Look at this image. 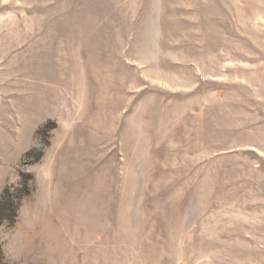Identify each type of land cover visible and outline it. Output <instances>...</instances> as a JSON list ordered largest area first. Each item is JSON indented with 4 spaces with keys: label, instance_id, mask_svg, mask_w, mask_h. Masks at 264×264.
Wrapping results in <instances>:
<instances>
[{
    "label": "rangeland",
    "instance_id": "rangeland-1",
    "mask_svg": "<svg viewBox=\"0 0 264 264\" xmlns=\"http://www.w3.org/2000/svg\"><path fill=\"white\" fill-rule=\"evenodd\" d=\"M3 199L0 264H264V0H0Z\"/></svg>",
    "mask_w": 264,
    "mask_h": 264
},
{
    "label": "trees",
    "instance_id": "trees-1",
    "mask_svg": "<svg viewBox=\"0 0 264 264\" xmlns=\"http://www.w3.org/2000/svg\"><path fill=\"white\" fill-rule=\"evenodd\" d=\"M0 203H1L0 205L4 204L5 203V200L3 199ZM1 211L2 210L0 209V213H1ZM3 221L10 222V218L9 217H6V216H2L0 214V225L3 223Z\"/></svg>",
    "mask_w": 264,
    "mask_h": 264
}]
</instances>
